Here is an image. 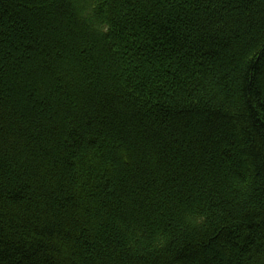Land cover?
<instances>
[{
  "label": "trees",
  "instance_id": "trees-1",
  "mask_svg": "<svg viewBox=\"0 0 264 264\" xmlns=\"http://www.w3.org/2000/svg\"><path fill=\"white\" fill-rule=\"evenodd\" d=\"M0 264H264V0H0Z\"/></svg>",
  "mask_w": 264,
  "mask_h": 264
}]
</instances>
